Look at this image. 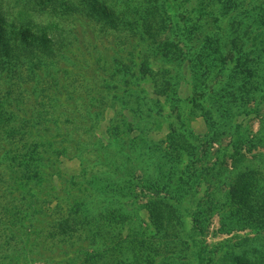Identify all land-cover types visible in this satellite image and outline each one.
Segmentation results:
<instances>
[{"label": "rangeland", "instance_id": "obj_1", "mask_svg": "<svg viewBox=\"0 0 264 264\" xmlns=\"http://www.w3.org/2000/svg\"><path fill=\"white\" fill-rule=\"evenodd\" d=\"M52 1L0 0V40L30 32L58 38L43 52L33 80L22 76V81L41 94L56 83L61 102L59 130L50 147H37L33 180L16 163L32 152L29 127L13 163L11 149L0 146V264H152L144 259L150 243L145 236L157 248L186 244L196 251L187 264H229L228 252L246 264H264V224L238 219L227 204L237 171L260 180L259 191L264 189V56L252 55L259 83L255 76L246 89L235 87L237 82L225 86L223 71L198 62L199 46L188 50L179 43L186 64L180 69L181 61L153 52L127 26L111 28L80 9L62 14ZM169 1L160 0L173 14ZM205 1L211 13L196 43L213 33L209 39L222 43V65L232 67L236 53L229 40L251 34H235L239 27L230 24L231 17L264 27V16H258L264 0H235L233 9L234 0ZM109 2L119 14L137 9L129 19L133 24L140 6L157 1ZM186 2L188 8L195 5ZM160 30L155 41L169 42L172 51L171 26ZM253 42L264 46V32H255ZM26 64L16 66L17 73ZM26 90L20 105H28L32 115L37 106L36 115L49 119L38 103L47 98ZM42 121L30 126L33 133L47 129ZM155 211L157 220L150 214ZM73 217L82 222L77 231L57 229ZM166 230L163 238L154 236Z\"/></svg>", "mask_w": 264, "mask_h": 264}, {"label": "trees", "instance_id": "obj_2", "mask_svg": "<svg viewBox=\"0 0 264 264\" xmlns=\"http://www.w3.org/2000/svg\"><path fill=\"white\" fill-rule=\"evenodd\" d=\"M44 1L49 3V0ZM55 1V3L52 1L54 7H57V10L63 9L64 12L62 14L72 15L70 10L75 12L76 9H80V11H84V13L87 15L93 16L96 19L101 20L103 23L108 24L111 28L127 26L126 28L131 30L133 36H139L140 39L146 40L144 42L146 45L151 47L153 52L161 53L168 59H170V56H173L174 60H178L179 64L181 61L180 69H184L186 65L185 60L183 62L185 54H183L182 49L179 46V43H182L188 50L195 49L199 46L196 57L199 59L198 62H205L206 67L214 68L217 66V70L219 69L220 71H223L227 78V84L225 86L230 85V87H232L235 85V82H237L235 87L246 89L244 87L245 82L255 76L256 78L253 80V82H260V78L258 76L260 69L258 66H253L252 55L258 53L259 55L262 54V56H264V46H255L253 37L255 36V32L263 33L264 27H262L260 24L256 25L257 28H255V26L249 23L248 26H245L246 22L242 23L241 21L243 20L239 17V15L232 16L231 18L234 21L230 24H237L236 27H239L234 31V33L237 34L240 31H249L251 36H248V38L244 41L238 38L229 40L230 46L236 53V63L232 67L225 65L223 66L221 59L222 43L217 39V37L209 39L210 37L214 36L213 33L208 34L206 41L201 45L196 43L197 36H199L200 30L203 29L205 24V21L203 20L206 16H210L211 13L209 10L210 7L207 6V1L205 0H193L195 5L191 6L190 8L187 7L188 5L186 4V0H173L175 5L173 14L168 12L167 7L164 8L165 3L160 2V0H155L157 2L150 4V6L143 5L139 7V14L138 16L136 14V19L133 20V24H131L132 22L129 23V19L137 11V9L126 7L127 11L123 10L124 12L119 14L115 10L114 6L111 5L109 0ZM169 2L171 3L172 0ZM237 3L238 2L234 0L231 9H233ZM158 9L160 11H158ZM261 12L262 13L258 14V16L263 17L264 7H261ZM166 20H168L169 25L171 26V33L174 38L170 41V43L174 45L176 53H174V48L171 51V45L169 42L160 43V41H155L154 38L155 35L160 33V29L164 28V25L165 27L169 26H167V24L163 25ZM198 23L199 25L196 27ZM6 36L7 35L4 34L0 40V75H2V78H0V146L2 145L1 147L3 148L6 146L8 149H11V156L8 158V160L13 163V161L16 160L15 156L20 154L19 150L22 148L19 147L18 149V141H23L24 138H26L29 127V134H31L33 138L32 142H27V146L29 143L32 152H24L20 162L16 163L18 164L17 166H22V173H30L31 180H33V178L37 176L39 170V166L36 164L37 147L40 144L45 145L46 148L50 147L53 143L52 141H54L51 137L54 134H57V131L59 130V125L61 122L60 120H57V116L60 112L58 105L61 103L59 95L60 91L57 89V84L55 83L46 89L47 94H41L39 93L40 91L36 89V86L25 87V83L22 81V76H25V79L29 81L33 80V74L31 73L35 71L36 67L41 63L43 58L42 55L44 54L43 52H47L49 48L58 40V38L56 40L55 35H40L37 32H30L24 36L15 33L13 36H10V40H7ZM219 61H221V63H219L220 67H218ZM262 61V64H264V59ZM18 62L21 63L19 64ZM12 64H16L13 67L15 70L13 73H10L9 69ZM23 64H26V70L24 73H17L18 69H16V66L20 67ZM15 73L16 77L14 78ZM225 86L223 87L224 89H226ZM26 88L31 90L30 92L34 98H37V96L40 94L42 97L47 98V102L42 101L38 103L44 105L43 108H40V110L41 112H44L43 114H47L49 119L36 115V112L38 111L37 106L34 108L35 115H32L30 112H28V105L27 108L26 105H20V97L22 94L26 93ZM245 92L248 93L247 91ZM41 121L46 122L45 124H47V129L42 127L43 130H40V133H38V130L33 133L30 126H34L36 122ZM24 127H27L26 131L24 130ZM41 131H45L46 136L44 133H41ZM39 134H41V136H39ZM44 139H46V141H41ZM178 143L179 142H177L174 147H177ZM12 154H15V156L13 157ZM167 159L172 162L174 161V158L168 157ZM169 167H173V164L169 165ZM165 175L168 176V174ZM235 175L238 178L236 185L239 184L241 188L243 185H246V188L244 187L242 188L244 190H240L241 188H238V186L232 184V187H230L231 189H229L230 194L227 197V204L229 208L231 209L230 205L233 206L232 210L238 219L242 218L247 220L248 223L252 225L255 224L257 226H262V224H264V189L259 191L260 189L258 188L257 184L260 182V180L254 179L250 176V174H245L240 171H237ZM246 175H249V179H246L250 181L249 187H247L248 185L244 179ZM237 192H239L238 195ZM155 206L156 205L153 204L151 207H149V210L153 208L155 209ZM156 212L157 211L154 213ZM154 213L150 212L154 220L159 219L160 217L158 212L157 214ZM71 221L72 223H65V225L57 223V229L62 232L77 231L82 223L80 218L73 217ZM157 224L159 225V220L157 221ZM164 234H168L167 230L166 232H157L154 234V236H162L163 238ZM182 235L183 234L180 233L176 237L179 239L182 237ZM145 238L151 243H147L148 247L144 245L148 250L144 255V259H148V261H146L147 263L187 264L189 257L194 256V253H196V251L193 252L191 250H187L188 246H186L185 241L183 242L185 244L183 245V248H180L178 244H174L175 246H169L166 244L163 246H158L159 248H157L156 245H153L150 237L145 236ZM141 243H146V241L141 239ZM157 258L158 261L155 262L154 259ZM224 259H227L229 264L248 263L246 260L242 259L233 252L226 253L224 255ZM217 264L219 263L217 262Z\"/></svg>", "mask_w": 264, "mask_h": 264}]
</instances>
